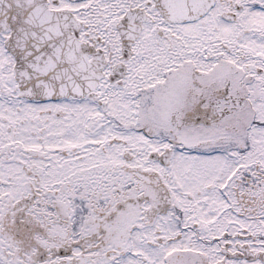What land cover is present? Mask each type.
I'll return each instance as SVG.
<instances>
[{
    "label": "snow or ice",
    "instance_id": "obj_1",
    "mask_svg": "<svg viewBox=\"0 0 264 264\" xmlns=\"http://www.w3.org/2000/svg\"><path fill=\"white\" fill-rule=\"evenodd\" d=\"M0 264H264V0H0Z\"/></svg>",
    "mask_w": 264,
    "mask_h": 264
}]
</instances>
